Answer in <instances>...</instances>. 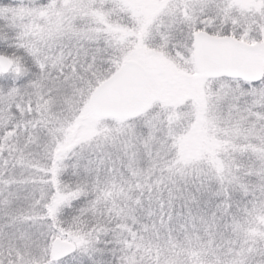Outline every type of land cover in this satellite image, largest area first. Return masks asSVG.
<instances>
[{"label": "snow or ice", "instance_id": "1", "mask_svg": "<svg viewBox=\"0 0 264 264\" xmlns=\"http://www.w3.org/2000/svg\"><path fill=\"white\" fill-rule=\"evenodd\" d=\"M0 264H264V0H0Z\"/></svg>", "mask_w": 264, "mask_h": 264}]
</instances>
